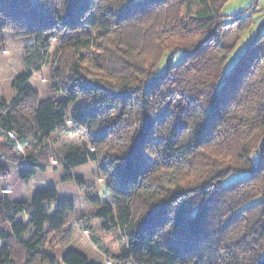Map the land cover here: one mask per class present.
<instances>
[{"label":"trees","instance_id":"obj_1","mask_svg":"<svg viewBox=\"0 0 264 264\" xmlns=\"http://www.w3.org/2000/svg\"><path fill=\"white\" fill-rule=\"evenodd\" d=\"M86 1L52 0L53 28L35 1L0 0V33L31 32L15 75L0 86L10 98L0 99V180L13 179L9 190L0 186V264H103L67 246L75 213L122 229L125 244L110 264H264V32L223 75L233 47L224 28L244 30L255 16L227 19L228 0ZM57 24L93 33L52 54L45 32ZM43 63L52 73L40 97L28 80ZM67 117L93 142L53 165L56 183L77 197L58 200L49 186L22 198L17 183L49 166L48 139L68 128ZM18 146L27 151L16 173ZM89 161L109 171L108 191L124 195L103 200L72 172ZM231 172L244 175L225 182Z\"/></svg>","mask_w":264,"mask_h":264},{"label":"rangeland","instance_id":"obj_2","mask_svg":"<svg viewBox=\"0 0 264 264\" xmlns=\"http://www.w3.org/2000/svg\"><path fill=\"white\" fill-rule=\"evenodd\" d=\"M37 3L40 12L49 20V25L51 27L54 24V5L52 0H33ZM86 0H82V7L86 6ZM252 12L255 19L249 27L242 30L233 24L227 25L223 30V40L226 43H233V47L229 53V56L225 62L223 68V75L228 73L235 61L244 53L251 42L258 37L262 32H264V0H228L222 7V14L225 15L227 19H230L232 14H237L241 12ZM250 19L241 20L243 23L248 22ZM58 25V24H57ZM59 29L53 31L50 29L45 33L50 36V47L49 52L52 54L63 42L68 41L69 38H74L77 35H86L88 33H93V31L85 26L79 25L76 32L65 31L66 27L64 25H58ZM54 28V27H53ZM53 32V33H52ZM77 34V35H76ZM31 32L18 33L15 34L8 30H3L0 33V86L7 82L17 71V67L20 65L21 60L24 56L25 43L30 39ZM54 36V37H53ZM182 59V51L177 50L171 56V61L178 62ZM166 66V57L158 64L155 69V75L161 74ZM91 74H97L98 77H110L101 71H96L95 68L89 67ZM52 66L48 63L41 64L39 70H35L28 80L33 89L39 92L40 97L46 95L47 86L51 80ZM115 75V73H114ZM116 77V76H113ZM4 100L6 104L10 103L9 95L4 94L3 90L0 91V99ZM81 105L83 106V100H81ZM71 116V115H70ZM68 128L60 133H53L48 139L49 151L48 157L49 163L48 167L44 171H38L34 176H32L27 183H17L16 187L21 189V197L29 199L33 192L37 189H45L49 186H54L58 190V200H73L77 197L78 190L75 187H60L56 183L57 173L53 169V165L56 161V156L70 147L76 146H89L92 148V137L89 133V129L83 126H77L71 123L66 124ZM93 127V124H92ZM71 128V129H69ZM1 140V139H0ZM4 140V139H3ZM156 142V139H155ZM155 148H149L151 152ZM27 149L22 147H17L15 153L17 154V162L13 165L14 171L17 173L24 167V159L22 155L26 153ZM56 154V155H55ZM54 155L55 161H51L50 156ZM256 152L254 153V158H256ZM153 154L146 152L145 157L152 159ZM72 172L76 175H81L84 177L86 182L90 183L94 187V191L103 200L111 202L112 194H119V196L124 195L120 191H116L112 187V191L107 188V181L109 176V171H103L99 167V163L95 161H89L85 165L73 168ZM242 172H231L228 176L224 178L225 182L234 180L243 176ZM13 184V179L8 178L5 181L0 180L1 185ZM112 186V185H111ZM55 205V203L53 202ZM76 213L70 216L69 222L66 227L73 230V239L67 245L76 248H85L89 251L90 256L102 262L103 264H110L113 262V256L119 253L125 242L123 231L119 226L107 227L102 226V221L99 218H91L89 221H77ZM87 230L88 233L84 232ZM0 240V247L2 245ZM20 248L17 243H14L13 249ZM63 248L59 249L56 254H59ZM17 258L20 259L22 256L19 253H15ZM192 264V263H191Z\"/></svg>","mask_w":264,"mask_h":264},{"label":"built area","instance_id":"obj_3","mask_svg":"<svg viewBox=\"0 0 264 264\" xmlns=\"http://www.w3.org/2000/svg\"><path fill=\"white\" fill-rule=\"evenodd\" d=\"M72 122V124H73V121H72V119L70 118V117H67L66 119H65V123L67 124V123H71ZM14 137H15V135H14ZM50 158H51V161H55V158H54V155H52V156H50ZM9 188H10V185L9 184H7V185H5V189L6 190H9ZM84 232L86 233H88V231L87 230H84Z\"/></svg>","mask_w":264,"mask_h":264}]
</instances>
